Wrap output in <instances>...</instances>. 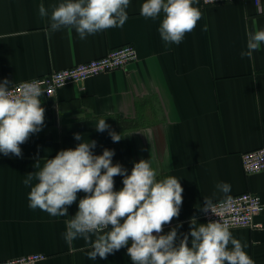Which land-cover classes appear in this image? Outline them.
Listing matches in <instances>:
<instances>
[{"label":"crops","instance_id":"0c3cea01","mask_svg":"<svg viewBox=\"0 0 264 264\" xmlns=\"http://www.w3.org/2000/svg\"><path fill=\"white\" fill-rule=\"evenodd\" d=\"M62 0H0V82L10 85L104 55L130 43L137 54L125 67L68 83L49 98L42 130L22 144V156L0 153V259L32 253L46 257L37 264H132L127 248L90 260L91 248L82 238L65 239L66 222L78 211L79 200L68 207V216H51L29 207L31 186L26 174L38 162L60 151L94 140V154L114 150L113 164L130 174L134 163L150 160L158 178L175 176L183 188L179 216L162 234L177 230V244L200 216L205 198H226L249 191L264 206V171L245 174L240 154L264 145V45L251 58L246 32L255 24L264 28V0H235L194 6L202 19L180 44L166 45L158 32L161 18L140 14L145 0H130L123 27L110 28L80 39L74 29L50 31L52 6ZM43 4L49 17L41 18ZM207 30L204 31V26ZM9 85V86H10ZM105 118L110 131L122 134L113 142L109 130L97 132ZM123 177H114L115 190ZM37 181H33V185ZM219 182L230 184L224 194ZM264 221V209L259 217ZM246 244L245 251L264 264V228H230ZM191 237L189 236V243ZM129 247L131 242H129ZM231 247V246H230Z\"/></svg>","mask_w":264,"mask_h":264},{"label":"clouds","instance_id":"9594fccd","mask_svg":"<svg viewBox=\"0 0 264 264\" xmlns=\"http://www.w3.org/2000/svg\"><path fill=\"white\" fill-rule=\"evenodd\" d=\"M198 0H145L140 14L146 19L161 18L158 28L162 41L180 44L194 31L202 12L194 5ZM130 0H62L52 6L50 31L74 29L80 39L110 29L123 27L128 20ZM41 18L49 17L43 4ZM207 30V25L204 26ZM246 50L241 58H251L264 45V28L255 24L246 32ZM7 79L0 82V153L22 156L21 145L42 130L45 109L40 97L44 91L38 81L25 82L13 91ZM97 132L110 129L105 118L95 125ZM113 142L122 134L108 131ZM81 141L75 148L60 150L47 159L38 171L26 174L23 183L31 186L29 207L51 216H68V207L79 200L78 211L66 222L67 241L82 238L91 248L90 260L127 248L132 264H255L245 251L246 244L232 235L227 223L191 220L190 231L177 244V230L163 233L165 225L177 218L183 203V188L175 176L158 178L150 160L134 163L130 174L121 164H113L114 150L105 148L100 155L93 149L96 141ZM122 176L123 187L115 190L114 177ZM37 181L33 185V181ZM216 188L224 194L230 184L219 182ZM212 207L205 198V209ZM189 236L191 237L189 243ZM129 242L131 246L129 247ZM231 246V247H230Z\"/></svg>","mask_w":264,"mask_h":264},{"label":"built area","instance_id":"2783aa9c","mask_svg":"<svg viewBox=\"0 0 264 264\" xmlns=\"http://www.w3.org/2000/svg\"><path fill=\"white\" fill-rule=\"evenodd\" d=\"M235 0H198L201 5L231 2ZM256 6L261 8L263 0H254ZM137 58L136 50L130 43L122 44L109 49L104 55L73 64L58 70L18 82L9 87L15 91L25 82L38 81L45 92L44 97H51L62 86L68 83H81L85 79L100 73L110 72L123 68ZM242 169L245 174L264 171V145L240 154ZM205 209V203L201 206L200 216L205 223L219 221L227 223L230 228L263 229L264 221L260 219L264 206L260 196L256 193L245 191L232 196L212 200V207ZM46 256L41 253H32L17 258L0 259V264H37Z\"/></svg>","mask_w":264,"mask_h":264}]
</instances>
